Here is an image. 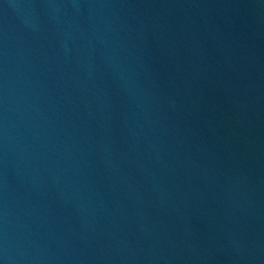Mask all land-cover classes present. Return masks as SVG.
Instances as JSON below:
<instances>
[{
  "label": "water",
  "instance_id": "water-1",
  "mask_svg": "<svg viewBox=\"0 0 264 264\" xmlns=\"http://www.w3.org/2000/svg\"><path fill=\"white\" fill-rule=\"evenodd\" d=\"M0 264H264V0H0Z\"/></svg>",
  "mask_w": 264,
  "mask_h": 264
}]
</instances>
